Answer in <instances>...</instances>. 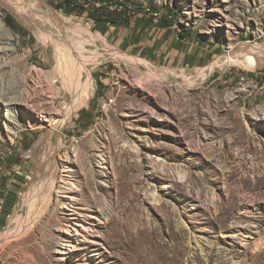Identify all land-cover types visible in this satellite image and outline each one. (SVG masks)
Returning a JSON list of instances; mask_svg holds the SVG:
<instances>
[{
  "label": "rangeland",
  "instance_id": "rangeland-1",
  "mask_svg": "<svg viewBox=\"0 0 264 264\" xmlns=\"http://www.w3.org/2000/svg\"><path fill=\"white\" fill-rule=\"evenodd\" d=\"M60 2L0 0L13 34L11 55L0 45V98L22 76L41 91L14 129L0 99V241L11 237L0 264H264V0ZM98 4L143 25L126 36L124 23L99 22ZM49 15L91 32L93 51L124 54L90 67L95 86L61 149L66 110L52 104L57 63L40 34ZM188 51L208 56L195 65ZM228 51L257 65L210 70Z\"/></svg>",
  "mask_w": 264,
  "mask_h": 264
},
{
  "label": "bare ground",
  "instance_id": "bare-ground-1",
  "mask_svg": "<svg viewBox=\"0 0 264 264\" xmlns=\"http://www.w3.org/2000/svg\"><path fill=\"white\" fill-rule=\"evenodd\" d=\"M144 10L151 11L155 14H161L157 8L152 6H146ZM48 18L49 20L47 19L46 22L42 24V32H39L49 49H52L54 53V61L57 63V67L51 74V79H49L48 81L49 88H51L54 92L52 104L54 107H56L58 104L57 102L60 100L61 108L66 110V118L57 121L54 131V136L57 133L59 134V141L57 143L59 144L58 146H60L58 148L61 149L64 142V139L62 138V132L65 125L71 119L73 112L78 107V104L86 101L89 96L90 90L95 86L91 81L90 67L99 64L103 59L121 58L124 54L115 49L93 51L92 49H90V47L95 45V43L92 42L95 39L93 38L94 36H92L91 32H86L71 21L60 22L56 17L52 15H49ZM67 25L70 26L67 27ZM12 37V31L3 22H0V45H4L3 49L5 50L6 56L11 55V53L13 52ZM90 54L93 56L98 55L100 58L89 57L87 60H85V58L90 56ZM134 61L138 63L140 67L149 66V63L145 60L135 58ZM224 65L240 66L244 69L250 70L253 67L255 68V66L257 65V60L253 55H233L231 51H228V54L226 56L215 61L212 64L210 70ZM4 70L5 68L0 69V72H3ZM49 75L50 74H48L47 76ZM205 75L206 73H202L197 75L196 78H203ZM26 82V77L22 76V82H18V88L11 95H2V97L0 98L2 100V103H5L4 106L9 113L10 118L8 119H12L10 121V124L13 126V129L15 128V126H17L16 123H14L17 117L16 114L22 115L25 113L22 106L26 102H28L34 94L38 95L41 92L39 88H37L36 90L30 89ZM62 88L64 89L62 90ZM12 114H15V116H12ZM6 122L9 121L6 120ZM25 220L26 217L22 221L24 222ZM29 221L27 223H29ZM31 224L33 226L34 221H32ZM0 242L1 244L4 243V245L7 243L9 244V242H11V237L7 236Z\"/></svg>",
  "mask_w": 264,
  "mask_h": 264
},
{
  "label": "trees",
  "instance_id": "trees-1",
  "mask_svg": "<svg viewBox=\"0 0 264 264\" xmlns=\"http://www.w3.org/2000/svg\"><path fill=\"white\" fill-rule=\"evenodd\" d=\"M75 0H61L60 4H59V9H70V11H74L72 10V8H76L77 5H74ZM94 16L98 17L97 19L99 20V22L101 23H111V24H120V23H130L127 22L126 19L123 18V11L118 10V8L111 10L110 8H104L101 7L99 9H95L93 11ZM6 23L7 25L12 28L13 30L17 31L18 27L16 26L15 22L12 20L11 17H8L6 19Z\"/></svg>",
  "mask_w": 264,
  "mask_h": 264
},
{
  "label": "crops",
  "instance_id": "crops-1",
  "mask_svg": "<svg viewBox=\"0 0 264 264\" xmlns=\"http://www.w3.org/2000/svg\"><path fill=\"white\" fill-rule=\"evenodd\" d=\"M135 19H136L137 22H133V23L130 22V23H127V25H125V23L122 24V25L126 28V29H125V31L127 32V34L125 33L126 36H129V35H128L129 30H128V29H130V32L133 33L134 30H132V29H133V25H134L135 23H138V22L140 21V23H142V25H143V22H142V21L144 20L143 18H141V17H140V18H139V17H136ZM135 25H140V24H135ZM135 25H134V27H135ZM144 25H145V24H144ZM141 27H142V26H141ZM144 28H145V31H146V32H147V31H150V30L147 29L145 26H144ZM121 30H122V29H121ZM141 30L144 31V29H141ZM125 35H124V36H125ZM136 35H137V34H136ZM124 36L122 35V37L120 38V39H122V41H121L122 43H123V42H126V44L129 43L128 45H130V46L132 45L133 48H134V47H135V48L139 47L138 49H141V48H142V47L140 46L141 44H140V43H137L136 41L133 42L134 45L131 44L129 41H126V40L124 41V40H123ZM140 36H141V35H140ZM138 37H139V36H138ZM138 37H137V38H138ZM137 38H136V40H137ZM181 45H182L181 43H178L177 46H176V48H174V50L172 51V52H173L172 54H174V55L177 56V55L179 54V51H180V47H181ZM140 47H141V48H140ZM131 48H132V47H131ZM145 49H146V48H144L143 50L146 51ZM207 56H208V55L205 54L204 52H199V53L196 54V53H191L190 51H188L187 54H183V55L181 56V59H182V58H183V59L185 58L186 61H189V62H192V61H193V62L195 63V65H198V64L201 65L203 62L206 61Z\"/></svg>",
  "mask_w": 264,
  "mask_h": 264
},
{
  "label": "built area",
  "instance_id": "built-area-1",
  "mask_svg": "<svg viewBox=\"0 0 264 264\" xmlns=\"http://www.w3.org/2000/svg\"><path fill=\"white\" fill-rule=\"evenodd\" d=\"M98 6L101 7L100 4H98ZM110 9H111V10H114V9H116V8H114L113 5H111ZM144 11H145V13H146L148 16H150L151 18H153V19L156 20V21H159V20L162 18V14H155V13H152L151 11H147V10H144ZM242 79H246V78H245V77H242Z\"/></svg>",
  "mask_w": 264,
  "mask_h": 264
}]
</instances>
